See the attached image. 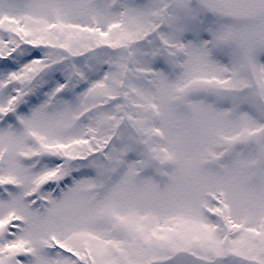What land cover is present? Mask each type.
<instances>
[{"label": "snow or ice", "instance_id": "snow-or-ice-1", "mask_svg": "<svg viewBox=\"0 0 264 264\" xmlns=\"http://www.w3.org/2000/svg\"><path fill=\"white\" fill-rule=\"evenodd\" d=\"M0 264H264V0H0Z\"/></svg>", "mask_w": 264, "mask_h": 264}]
</instances>
